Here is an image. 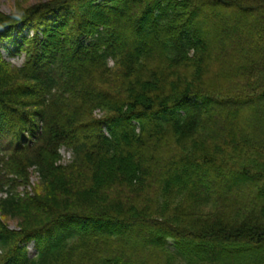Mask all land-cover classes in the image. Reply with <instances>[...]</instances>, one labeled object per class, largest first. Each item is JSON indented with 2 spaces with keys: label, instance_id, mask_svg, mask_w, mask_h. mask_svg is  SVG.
<instances>
[{
  "label": "trees",
  "instance_id": "1",
  "mask_svg": "<svg viewBox=\"0 0 264 264\" xmlns=\"http://www.w3.org/2000/svg\"><path fill=\"white\" fill-rule=\"evenodd\" d=\"M2 41L0 264H264V0H48Z\"/></svg>",
  "mask_w": 264,
  "mask_h": 264
},
{
  "label": "rangeland",
  "instance_id": "2",
  "mask_svg": "<svg viewBox=\"0 0 264 264\" xmlns=\"http://www.w3.org/2000/svg\"><path fill=\"white\" fill-rule=\"evenodd\" d=\"M45 1H48V0H0V12L6 13V14H10V13L15 12L19 8H26V7L30 6V5L37 4V3H40V2H45ZM232 19H236V16H233ZM240 19L242 21L246 20L245 18H242V17H240ZM216 28H213V29H212V27L208 28L207 29V33H208V35H212L213 33H216V37H217L216 39H217V42L219 44L221 42H223V40L226 39V38H231V39H233L235 41V38H233L232 31H230L229 29L224 28V27L218 28V26H217ZM122 33L123 34L133 33V34H135L137 36L141 35V32L139 30H137L131 24H129L127 30L126 31H122ZM137 43L139 45H142V46L151 47L150 43L142 41L141 39H138ZM0 50H1L2 54H3V57L7 61L12 63L13 65H17V66H21L22 65V63L24 61V57L23 56L11 55L10 54V51L13 50V46H12L11 43H7V41L6 42L2 41V43H0ZM111 64H112V62H111ZM100 110H101L100 108L95 110L94 115L96 117H100V116L103 115V112L100 111ZM85 131L86 130L84 128L81 130V132H85ZM61 154H62L61 164L64 165V166L69 165L71 163V161H72V158H73L72 152L68 148L63 147L61 149ZM188 175L193 180H196V181L200 182L202 184V186L204 185L203 184V180L204 179L202 180V175L201 174L192 176L189 173ZM2 176L12 177V174H8L6 171H4L2 173V175H1V177ZM228 180H229V177L226 176L225 174H223V177L221 179H218V178L213 177V176L208 178L209 182L218 181V182H220L222 184L228 182ZM40 181H41V177L39 175V172L37 171V169L35 167H32L29 170V179L25 183L16 184V187H17L16 190L22 196H25L26 194L27 195H33V194H35V192L37 190H39ZM240 182H241V184H243V186L246 184L244 179H240ZM3 196H5L4 193L0 192V199ZM0 218H2L3 222L6 225H8L9 228L15 229V228L19 227L17 220L14 219V218L10 219L8 217H2L1 214H0ZM81 227H83V226H81ZM28 251H29L30 255H34L35 254V248H34V243L33 242H30L28 244Z\"/></svg>",
  "mask_w": 264,
  "mask_h": 264
}]
</instances>
